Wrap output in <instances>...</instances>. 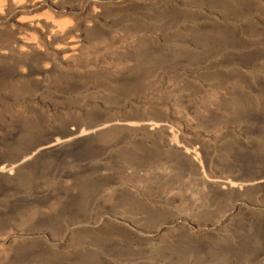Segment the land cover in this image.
<instances>
[{
  "label": "rangeland",
  "instance_id": "1",
  "mask_svg": "<svg viewBox=\"0 0 264 264\" xmlns=\"http://www.w3.org/2000/svg\"><path fill=\"white\" fill-rule=\"evenodd\" d=\"M67 137L0 175V264H264L222 251L264 220V0H0V166Z\"/></svg>",
  "mask_w": 264,
  "mask_h": 264
},
{
  "label": "bare ground",
  "instance_id": "2",
  "mask_svg": "<svg viewBox=\"0 0 264 264\" xmlns=\"http://www.w3.org/2000/svg\"><path fill=\"white\" fill-rule=\"evenodd\" d=\"M22 44H24V43H22ZM25 47H27V46H25ZM27 48H30V47H27ZM20 50H22V49H20ZM150 125H152V124L150 123ZM96 131L97 130H93L92 132H96ZM77 133H78L77 131L76 132L74 131L72 133V135H75L74 138L77 137L76 136ZM84 133L85 132L82 131L79 134V137H82L83 135H85ZM70 139L67 137L66 140H61V139L56 140L54 143H52V144H50L48 146H45V147L41 148L40 150L36 151L30 157L25 158L20 164L11 165V166H0V175L1 174H5V175L12 174L23 163L28 162V161H32V160H33V162H36V160H38L40 158L42 159L44 156H46L48 154L51 155V158H52L53 161L58 160L60 157H62L66 153V151H65L66 149L65 150H59V148H60L59 146L63 145V143H65V142H69ZM81 146H82L81 143L78 142L77 144L72 146V148H71V150L69 152L75 154L76 151H77L76 154H79V152H80L79 149H80ZM227 185H228L229 188H232V186H234L236 184L233 183V182H228ZM68 200H70V201H67L66 205L68 206L67 208H68L69 212H71L73 210V208H74L73 207V205H74L73 200L74 199L73 198H71V199L69 198ZM247 226H248V235H246L245 237H240L238 240H235L234 242H231L228 245H225L223 247L222 251L224 252V254L227 257H230L231 259H233L234 262L239 261L243 257V255L248 253L250 250L258 249L259 247L264 249V220L251 222Z\"/></svg>",
  "mask_w": 264,
  "mask_h": 264
}]
</instances>
